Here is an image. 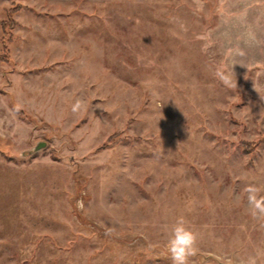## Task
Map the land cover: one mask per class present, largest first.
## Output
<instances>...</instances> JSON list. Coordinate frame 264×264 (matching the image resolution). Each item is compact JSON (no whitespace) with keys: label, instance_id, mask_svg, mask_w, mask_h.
<instances>
[{"label":"rangeland","instance_id":"374dc122","mask_svg":"<svg viewBox=\"0 0 264 264\" xmlns=\"http://www.w3.org/2000/svg\"><path fill=\"white\" fill-rule=\"evenodd\" d=\"M1 20L0 264H172L180 216L189 264H264V0H0Z\"/></svg>","mask_w":264,"mask_h":264},{"label":"clouds","instance_id":"9594fccd","mask_svg":"<svg viewBox=\"0 0 264 264\" xmlns=\"http://www.w3.org/2000/svg\"><path fill=\"white\" fill-rule=\"evenodd\" d=\"M81 107V102L77 101L72 106V111L77 112ZM245 192L251 216L256 219L264 218V194H262L264 187L248 184ZM198 239V233L188 226L186 219L183 216L178 217L172 226L171 235L166 244L172 264H189L190 258L199 251Z\"/></svg>","mask_w":264,"mask_h":264},{"label":"water","instance_id":"95a60500","mask_svg":"<svg viewBox=\"0 0 264 264\" xmlns=\"http://www.w3.org/2000/svg\"><path fill=\"white\" fill-rule=\"evenodd\" d=\"M43 144L42 141H39L35 146H34V149H37L39 147H41V145Z\"/></svg>","mask_w":264,"mask_h":264},{"label":"trees","instance_id":"16d2710c","mask_svg":"<svg viewBox=\"0 0 264 264\" xmlns=\"http://www.w3.org/2000/svg\"><path fill=\"white\" fill-rule=\"evenodd\" d=\"M0 23H1V25L3 26V25H5V23H4V21L3 20H1L0 21Z\"/></svg>","mask_w":264,"mask_h":264}]
</instances>
